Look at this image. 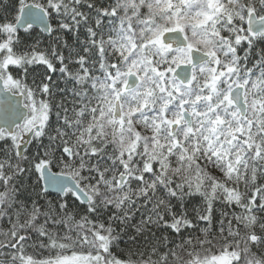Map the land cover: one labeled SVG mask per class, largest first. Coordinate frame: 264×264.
<instances>
[{"label": "snow or ice", "instance_id": "snow-or-ice-1", "mask_svg": "<svg viewBox=\"0 0 264 264\" xmlns=\"http://www.w3.org/2000/svg\"><path fill=\"white\" fill-rule=\"evenodd\" d=\"M0 264H264V0H0Z\"/></svg>", "mask_w": 264, "mask_h": 264}, {"label": "water", "instance_id": "water-1", "mask_svg": "<svg viewBox=\"0 0 264 264\" xmlns=\"http://www.w3.org/2000/svg\"><path fill=\"white\" fill-rule=\"evenodd\" d=\"M36 29H37L38 31H40V28H39V26H37V27H36Z\"/></svg>", "mask_w": 264, "mask_h": 264}, {"label": "trees", "instance_id": "trees-1", "mask_svg": "<svg viewBox=\"0 0 264 264\" xmlns=\"http://www.w3.org/2000/svg\"><path fill=\"white\" fill-rule=\"evenodd\" d=\"M37 32H39L37 29H36Z\"/></svg>", "mask_w": 264, "mask_h": 264}]
</instances>
